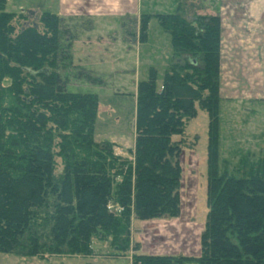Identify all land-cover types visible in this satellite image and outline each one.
<instances>
[{"label": "trees", "instance_id": "16d2710c", "mask_svg": "<svg viewBox=\"0 0 264 264\" xmlns=\"http://www.w3.org/2000/svg\"><path fill=\"white\" fill-rule=\"evenodd\" d=\"M5 1L0 253L86 256L97 241L113 256L131 250L130 264H264V154L241 158L236 175L218 165L219 16L194 13L193 3L187 14L178 1L173 12L153 15L170 36L172 51L160 84L153 71L136 84L128 159L116 155L111 142L93 139L96 94L65 88L58 68L70 55L60 17L46 10L32 20V11H6ZM149 16L138 17L139 42ZM194 103L207 119L198 254L145 253L131 238V225L179 215L180 153Z\"/></svg>", "mask_w": 264, "mask_h": 264}, {"label": "rangeland", "instance_id": "374dc122", "mask_svg": "<svg viewBox=\"0 0 264 264\" xmlns=\"http://www.w3.org/2000/svg\"><path fill=\"white\" fill-rule=\"evenodd\" d=\"M177 1L184 4L187 14H191L188 8L193 3L196 4L194 13L209 15L215 14L222 2L233 3L232 0H107L106 7L89 11L90 16H60L59 0H6L4 9L23 14L32 11V20L46 10L59 15L61 36L64 45L68 43L70 55L58 68L65 80V88L70 92L96 94L94 141L111 142L116 155L129 159L128 150L132 149L134 138L136 84L145 80L151 71L160 84L172 51L170 36L153 15L173 12ZM116 3L121 7L118 8ZM241 3L245 2L241 0ZM140 14L150 16L145 39L139 42ZM224 86L226 95L219 94L218 104V165L220 171L236 175L240 173L237 169L242 166L241 158L248 162L264 154V87L260 89V95L242 99L241 90L250 87H241L240 68L226 79ZM194 106L196 115L187 123L185 147L180 153L179 215L131 225V238L145 253L198 254V235L205 214L207 119L198 104L194 103ZM92 248V253L86 256L52 254L38 257L0 253V264H130L131 250L113 256L107 244L97 241H93ZM183 264L196 263L186 261Z\"/></svg>", "mask_w": 264, "mask_h": 264}, {"label": "crops", "instance_id": "0c3cea01", "mask_svg": "<svg viewBox=\"0 0 264 264\" xmlns=\"http://www.w3.org/2000/svg\"><path fill=\"white\" fill-rule=\"evenodd\" d=\"M232 1L233 3L222 2L216 12L221 24L219 94L226 95L223 92L224 82L240 68L241 87H250L241 90L240 97L252 99L253 96L260 95V89L264 87V0H242L245 3H241V0ZM107 5V0L58 2L61 8L60 16H90L89 11H97ZM120 5L116 3L118 8ZM231 90L233 91V88Z\"/></svg>", "mask_w": 264, "mask_h": 264}]
</instances>
